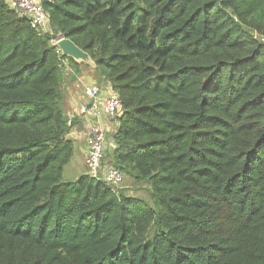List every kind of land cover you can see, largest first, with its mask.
<instances>
[{
	"label": "trees",
	"instance_id": "16d2710c",
	"mask_svg": "<svg viewBox=\"0 0 264 264\" xmlns=\"http://www.w3.org/2000/svg\"><path fill=\"white\" fill-rule=\"evenodd\" d=\"M40 1L52 34L0 0V264H264V0ZM59 36L121 99L111 165L151 205L64 178Z\"/></svg>",
	"mask_w": 264,
	"mask_h": 264
},
{
	"label": "built area",
	"instance_id": "2783aa9c",
	"mask_svg": "<svg viewBox=\"0 0 264 264\" xmlns=\"http://www.w3.org/2000/svg\"><path fill=\"white\" fill-rule=\"evenodd\" d=\"M1 1L5 2L10 9L14 10L19 16L28 19L34 29L44 33H53L49 15L40 0ZM59 37L52 40V44L56 47ZM58 51L61 52L59 48ZM109 90V87L105 90L97 84L86 86L84 88L86 100L81 112L90 119L99 121L95 123L92 122L88 126L86 138L88 148L86 163L88 174L96 181L102 182L117 190L125 174L119 168L112 165H104L109 131L106 126L101 123V119L105 117L108 121L118 125V117L120 115L122 102L117 95ZM72 123L73 121L68 120L70 126ZM115 134L116 132L113 131V135Z\"/></svg>",
	"mask_w": 264,
	"mask_h": 264
},
{
	"label": "crops",
	"instance_id": "0c3cea01",
	"mask_svg": "<svg viewBox=\"0 0 264 264\" xmlns=\"http://www.w3.org/2000/svg\"><path fill=\"white\" fill-rule=\"evenodd\" d=\"M78 62V61H76ZM78 65L71 66L68 70H64V85H63V99L62 106L66 112L68 120L75 122L70 138L74 141V156L72 158V164H75L74 167L78 169V173L75 172L74 176L78 178L81 175L88 174L87 170V158H88V148H87V133L88 126L92 122H99L93 119H90L87 115L82 114L81 109L85 105V94L84 88L86 86L103 84L102 78L97 80L93 73L94 65L89 63L78 62ZM66 66L69 65L66 60L64 63ZM102 89L107 90L108 85H101ZM101 123L106 126L108 129V141L106 147L107 158L110 161L113 157V151L115 150V142L113 137V131L115 130V124L103 117ZM71 163V162H70ZM75 170V169H74Z\"/></svg>",
	"mask_w": 264,
	"mask_h": 264
},
{
	"label": "rangeland",
	"instance_id": "374dc122",
	"mask_svg": "<svg viewBox=\"0 0 264 264\" xmlns=\"http://www.w3.org/2000/svg\"><path fill=\"white\" fill-rule=\"evenodd\" d=\"M81 62V61H80ZM83 64H85L84 62H81ZM89 64L91 65H95L93 61H90ZM95 77H97V80H100L99 78V72L93 68V73H92ZM101 81H106V80H101ZM97 85H101V84H97ZM108 156H105L104 158V165L105 166H109L110 161L107 158ZM75 164L71 163L65 168L64 170V178L66 180H75L76 177L74 176L75 172H79L77 168L74 167ZM75 169V170H74ZM79 174V173H78ZM117 191L120 193H123L126 196L129 197H136L139 199L144 200L146 203L148 204H152L151 202V194H150V186L149 184H147L146 182L143 183H138L136 182L133 178L128 177L125 175L124 179L122 180L120 186L117 188Z\"/></svg>",
	"mask_w": 264,
	"mask_h": 264
},
{
	"label": "water",
	"instance_id": "95a60500",
	"mask_svg": "<svg viewBox=\"0 0 264 264\" xmlns=\"http://www.w3.org/2000/svg\"><path fill=\"white\" fill-rule=\"evenodd\" d=\"M57 47L60 49L63 55L70 57L78 62L89 63L93 61L91 57L79 48L72 40L65 38L63 36L59 37L57 41Z\"/></svg>",
	"mask_w": 264,
	"mask_h": 264
}]
</instances>
